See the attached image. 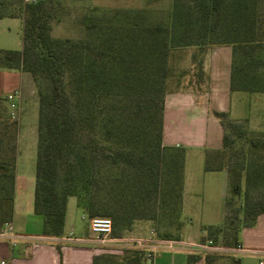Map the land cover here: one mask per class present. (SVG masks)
I'll return each instance as SVG.
<instances>
[{"label":"trees","instance_id":"16d2710c","mask_svg":"<svg viewBox=\"0 0 264 264\" xmlns=\"http://www.w3.org/2000/svg\"><path fill=\"white\" fill-rule=\"evenodd\" d=\"M232 13L224 12L228 0H199L197 15L176 16V2L170 15L169 26L155 24L151 32L158 33L161 45L160 56L151 59L152 71L148 78L165 79L167 69L165 57L171 48L190 46H232V65L230 90L246 93H264V7L252 11L244 0H230ZM229 5V4H228ZM14 3L0 4V11ZM17 6V5H16ZM15 8V9H14ZM15 13H1L4 18H21L22 47L19 51L0 49V70L26 72L31 75L38 97L37 113V146L35 160V188L33 210L43 219L42 235L61 237L69 197L76 199L77 207L88 219L94 217H111L101 213L95 203L87 197L82 188L71 180L70 184L57 189L56 179L62 166L68 161L72 149L79 147L83 136H95V121L102 117L99 104L98 88L104 69L103 58L111 60L114 55L110 47L103 49L95 44H87L78 40H55L50 36V0H19L14 7ZM230 15L237 28L233 33L225 34L219 40H209L218 22L228 20ZM141 18H144L140 15ZM86 29L96 27L93 20L82 19ZM248 32L243 35L239 29ZM156 64V65H155ZM202 63L197 70L198 80H202ZM0 98V110L4 107ZM164 105L162 98L153 100L147 113L150 138L142 147L133 146L126 149L120 144L114 147H99L103 157L111 161L122 160L126 163L147 164L148 173L140 171L134 178L145 186L148 197L153 195V212L164 219L167 226L174 225L176 234L181 228V206L183 190L184 149L179 147H162ZM223 128L222 149L206 152L205 171L231 170L224 161L229 150L230 136L226 131H235L238 123L232 121L225 113H216ZM17 124L7 117L0 116V231L10 223L13 213ZM254 150L264 153V144L252 142ZM84 153V151L82 152ZM80 160L75 161L76 166ZM151 162H157L152 165ZM264 165V164H263ZM74 165V169L76 167ZM232 172L234 173L235 170ZM144 178L146 180H144ZM229 178L233 192H239V183ZM225 208L227 206L224 200ZM264 213V201L251 205L241 217H229L225 214L223 224L219 227H206L207 238L213 244L226 248L237 247L238 235L243 228L253 227L259 215ZM134 219H144L140 214L127 217L122 226H128ZM154 219L153 217L150 218ZM111 236L116 239L123 237V230L113 231L116 223L123 218L113 219ZM127 229V228H126ZM177 235L170 237L167 233L158 236L161 240H178ZM101 254L93 258V264H103L108 260ZM146 260L144 251L140 249L126 250L122 253L120 264H140Z\"/></svg>","mask_w":264,"mask_h":264},{"label":"rangeland","instance_id":"374dc122","mask_svg":"<svg viewBox=\"0 0 264 264\" xmlns=\"http://www.w3.org/2000/svg\"><path fill=\"white\" fill-rule=\"evenodd\" d=\"M229 1L224 9L226 13L233 11ZM244 1L252 11L264 7V0ZM9 2L14 3L13 8L19 5V0H0V4ZM174 2L176 16L180 18L191 16L194 20L200 10L199 0H50L51 38L85 41L89 45L95 44L103 49L110 47L114 55L111 60L103 58V76L98 88L102 117L95 121L96 135L83 136L79 144L81 151H78V148L72 149L68 161L62 166L56 179L57 189L61 191L71 180L74 181L78 188L86 192L87 197L95 203L101 213L109 214L114 220L119 216L123 218L121 223L115 221L113 226L115 232L123 230V237L129 235L136 238L144 237L148 232L154 237L163 233L170 237L177 235L174 225L167 226L164 219H160L159 214L153 212V195L148 197L146 189L141 188L145 184L134 178L140 171L147 175L149 165L126 163L120 158L113 162L94 148L95 143L98 149L114 147L116 144L125 146L127 150L133 146L142 147L150 138L147 113L152 101L162 98L164 105L165 97L169 93L196 87L198 65L208 46L171 48L165 57L167 77L165 79L156 77V80H151V77L147 76L153 69L148 68L149 61L160 56L158 52L163 43L158 33L149 30L157 23L164 27L169 26ZM13 8L6 6L0 12L6 15L15 13ZM90 18L96 27L88 30L82 19ZM233 28L237 26L230 15L228 20L216 24L209 40H219L225 34L233 32L235 35L237 29L232 31ZM239 30L238 32H243V35L248 32L244 27ZM21 47V18L1 19L0 48L19 51ZM248 97L251 95L248 94ZM3 99L4 109L0 110V116L16 122V147L20 135L21 151L32 152L35 141L37 143V113L27 112L22 120L14 97L12 100H8L7 97ZM261 99L247 98L242 108L247 118L260 120L264 125V98ZM238 125L235 131H226L230 136V143L224 161L231 169L229 172L223 170L227 178H223L221 183L215 182V190L209 191L208 198L206 195L204 197L205 191L199 188L202 201L184 213L185 225L191 236L200 235V227L203 224H214L219 227L223 224L224 214H228L229 217H241L243 211L251 205L264 201V153L250 148L252 142L264 144V132L252 130L247 122L246 125L244 123ZM190 128L196 135H200L202 127L180 125L176 137H184ZM162 147L165 146L162 144ZM77 160H80L78 166L75 163ZM151 163L158 166L157 162ZM74 165L76 169L73 168ZM232 169L235 170L234 173ZM229 178L239 183L238 193L232 191ZM198 184L200 186L204 184L202 176L198 177ZM220 184L221 189L218 186ZM68 199H71L72 203L76 202L74 197ZM224 200L227 202L226 208ZM74 211L77 225L85 229L88 218L81 210L76 208ZM137 214L144 219H134L128 226H122L127 217ZM151 217L154 219L150 220ZM103 218L109 219L113 224L111 217ZM88 221L90 223V219ZM112 239L116 238L110 234L101 242L105 244L103 247H107ZM130 243L137 245L142 244V241L134 240ZM133 249L136 248H125L120 253L107 251L104 254L108 260L103 264H120L122 253Z\"/></svg>","mask_w":264,"mask_h":264},{"label":"crops","instance_id":"0c3cea01","mask_svg":"<svg viewBox=\"0 0 264 264\" xmlns=\"http://www.w3.org/2000/svg\"><path fill=\"white\" fill-rule=\"evenodd\" d=\"M232 51L231 45L208 47L200 60L202 80H198L194 88L169 93L164 100L162 144L166 147L184 149L182 220L177 235L178 240H161L148 232L144 237L136 238L129 235L112 239L107 247H103L105 244H102L90 232L88 219H86L85 229L77 225L74 210L79 208L75 201L72 203L71 199H68L66 203L62 236H43V219L33 210L37 143L35 141L32 152L23 153L20 148L21 138L18 135L13 213L8 223L11 227V235H0V264H93L95 256L107 251L120 253L125 248L144 251L146 260L140 264H259L264 262V213L257 217L253 227L243 228L240 231L237 240L240 249L224 248L218 241L216 244L212 243V246L206 250H198L195 248L196 245H208L209 239L204 229L216 226L203 224L200 227V235L191 236L184 221L186 210L202 201L199 188L205 191L204 197L206 195L208 198L209 191L215 190V182L221 183L223 178H227L224 171L204 170L206 152L222 149L224 132L215 114L225 113L232 121H246L252 130L264 132L262 130L264 125L260 120L247 118L242 108L247 98L262 100L264 93L230 90ZM10 94L18 103L22 120L27 112L38 113L36 88L30 74L0 70V98ZM248 94L251 97H248ZM180 125L183 127L198 125L202 127V130L200 135H196L190 128L184 137L177 138ZM200 172L203 175H200ZM200 176L204 182L202 186L198 184ZM218 186L221 189V184ZM223 199H225L224 196ZM134 240H140L142 244H131L130 242ZM164 241L177 244L168 247L164 246ZM110 247H112L111 250Z\"/></svg>","mask_w":264,"mask_h":264},{"label":"built area","instance_id":"2783aa9c","mask_svg":"<svg viewBox=\"0 0 264 264\" xmlns=\"http://www.w3.org/2000/svg\"><path fill=\"white\" fill-rule=\"evenodd\" d=\"M8 100H12L13 96L10 94L7 96ZM5 229L0 231V235L9 234L11 235V227L9 224L4 225ZM90 232L95 235L101 242H103L112 232V223L107 218L95 217L90 219L89 223ZM174 242L164 241V246L171 247ZM212 246V242L208 241V245H196L195 248L198 250H206ZM240 249L239 246L236 247ZM150 257V255H148ZM2 264V263H1ZM259 264H264V262H259Z\"/></svg>","mask_w":264,"mask_h":264}]
</instances>
